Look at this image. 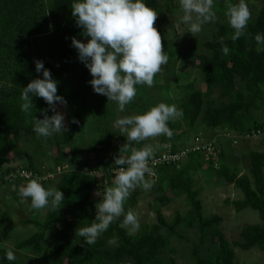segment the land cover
<instances>
[{
    "label": "trees",
    "instance_id": "obj_1",
    "mask_svg": "<svg viewBox=\"0 0 264 264\" xmlns=\"http://www.w3.org/2000/svg\"><path fill=\"white\" fill-rule=\"evenodd\" d=\"M248 1L245 0L246 3ZM255 1L257 8L251 11L247 35L234 42L231 39L234 29L225 16V0H214L217 16L214 31L200 43L201 51L194 55L202 88L195 87L191 82L179 87L173 104L182 109L183 116L169 122L173 135L171 138L159 137V147H156L150 162L159 159L161 153L178 158L160 161L154 167L149 165L154 175H146L154 181L158 193L152 209L155 223L151 226L140 224L136 233L129 235L119 226L121 217L95 244L89 246L83 237L69 235L78 227L90 226L95 219L97 201L92 199L95 180L90 172L118 169L114 156L119 153L112 149L111 139L119 142L121 134L114 136L108 126L110 105L116 103L93 91L88 83L92 79L90 72L78 59L77 50L71 46L72 37L84 43L88 39L81 34L82 29L76 26L71 15L74 0H0V182L12 188L13 199L23 211H28L29 205L21 202L17 190L30 179H38L46 189L55 188L64 195L61 208L57 211L43 209L40 220L35 219L36 214L29 212L31 218H25L21 223L32 224L36 231L16 242L13 245L15 250L25 249L39 254L43 251L45 235L54 231L55 242L47 252V264H173L174 259L170 256L175 249L171 241H184L178 230L182 226L183 229L196 231V243L189 244L191 264H234L235 249L248 251L256 248L264 252V152L247 151L246 173L240 175L234 168L236 159L233 157L234 167L230 169L231 159L226 154L229 151L233 156L232 144L240 146L242 141L244 144L255 141V146L261 147L259 140L264 135V120L257 116V112L264 114V52L257 53L254 40L256 33L264 34V0ZM144 3L158 13L154 26L162 36L164 52L169 57L160 72L165 74L175 68L181 55L179 44L169 41L159 25L160 13L170 14L174 2L144 0ZM249 7L253 8L252 5ZM225 46L230 49L228 55L221 51ZM35 60L43 61L44 67L58 82L57 95L70 94L77 99L71 106L72 118L65 123L68 128L65 133L44 138L33 131L32 117L42 119L41 110L49 107L42 98L32 97L35 109L31 110V116L20 110L21 90L31 80L43 78L42 72L35 71ZM186 76L180 72L178 78ZM160 102L152 103L149 99L144 101L138 97L135 102L126 105L125 110L142 114ZM47 114L51 116L53 113L48 110ZM86 115H90L98 138L84 143L83 147L72 146L77 123H71L70 119H81ZM207 128L214 131L208 134L204 131ZM190 134L193 135L189 138L188 147H185V140ZM144 144L146 141L133 147L139 148ZM24 145L28 148L25 149ZM43 148L50 165L54 167L52 173L56 167H63L66 161L71 168L56 174L59 175L56 183L49 187L46 185L49 178H45L50 174L48 169H44L41 163L35 168L31 154L42 155L40 151ZM51 150H54L53 155ZM10 153L22 155L25 160L24 166L15 169L13 178L8 176L14 169L6 166ZM90 153L95 165L87 166L86 155ZM84 169L89 172H84ZM199 170H205L238 190L241 199L230 202L234 212L246 208L256 211L259 223L241 226L237 239L227 241L219 229L221 218L217 215L204 217L202 214L200 189L196 187L195 180ZM19 172L30 174V177H20ZM43 176L45 179L41 180ZM163 183L169 194L182 196L187 205L184 214L175 212L171 220H165L159 210V206L170 201L169 196L163 194ZM136 195L134 190L125 211L132 209ZM0 219L7 221L6 213H1ZM114 236L118 237V243L109 245L108 240ZM207 242L209 244L205 247ZM203 250L205 255L201 254ZM5 253L6 249L0 247V264H17L16 261H8Z\"/></svg>",
    "mask_w": 264,
    "mask_h": 264
},
{
    "label": "clouds",
    "instance_id": "obj_2",
    "mask_svg": "<svg viewBox=\"0 0 264 264\" xmlns=\"http://www.w3.org/2000/svg\"><path fill=\"white\" fill-rule=\"evenodd\" d=\"M183 15L181 22L188 26L194 37L201 32L202 26L214 22L217 18L214 11V0H178ZM225 16L228 24L234 29L231 39L235 42L247 35L246 29L251 19V11L245 0L232 3L225 0ZM71 15L76 26L82 29L87 42L71 38V46L78 52V59L89 70L92 79L88 82L96 94L108 98L124 112L126 105L137 96V86L154 85L155 76L161 72L168 62L164 52L162 36L154 26L158 13L147 6L144 0H74L71 4ZM257 53L264 52V34L254 36ZM222 53L228 55L230 49L225 46ZM35 71L43 74V78L31 80L21 90L20 110L31 116L34 104L32 97L42 98L49 106L42 109V119L35 116L33 131L39 137H50L53 134L65 133V114L57 110V105L67 107L64 97L57 95L58 82L51 71L44 67L41 60H35ZM48 110L53 113L49 116ZM183 111L175 104L160 102L142 114L125 115L114 121L126 142L120 146L119 154L114 156V164L118 166L112 185L104 191L103 198L95 205L96 215L90 226L78 227L76 236L83 237L87 245H93L105 233L109 226L123 217L120 228L134 234L140 227L137 214L128 209L125 203L136 188L148 191L154 181L146 179L154 175L149 162L154 158L157 146L141 142L154 140L161 136L171 138L172 129L169 122L182 118ZM71 123H78L73 118ZM120 153H130L122 156ZM21 202L30 201V209L40 211L49 209L57 211L64 201L63 192L55 188L46 189L38 180L30 179L19 188ZM118 237H112L108 244L115 246ZM8 261H15L17 256L9 249L5 253Z\"/></svg>",
    "mask_w": 264,
    "mask_h": 264
},
{
    "label": "rangeland",
    "instance_id": "obj_3",
    "mask_svg": "<svg viewBox=\"0 0 264 264\" xmlns=\"http://www.w3.org/2000/svg\"><path fill=\"white\" fill-rule=\"evenodd\" d=\"M173 2V5H171L170 7V14L160 13L159 18L161 20L159 22V25L165 32L166 38L169 41L179 44V48L181 51L180 59L178 60L175 68L172 71L168 70L165 74L158 73L155 76L153 87L149 88L147 86H143L142 88L141 86L140 88H137V96L133 102H135L137 98L140 97L144 101L146 99H149L152 103L164 101V103L172 105L174 98H177V94H179V87L183 86L184 84L191 82L195 85V87L202 88V83L196 71L197 62L194 55L201 51L200 43L211 36L215 28V21L204 24L202 26L201 32L194 37L191 33L187 32L188 26L181 22L180 18L183 13L180 10L178 0H173ZM247 3L248 7L250 5L253 6V8L249 7L250 11H253L257 8V3L255 0H249ZM180 72L183 73V75L187 74L186 78L179 79L178 75L180 74ZM62 97H64V99L67 101V107L57 105V110L65 114L66 123L69 118H72L70 117L71 113L73 112V108L71 109V106L76 103L77 99L71 97L70 94H63ZM109 113L110 119L108 120V126L110 127V130L112 131V134L114 136L116 135V133H120L119 128L114 126V121L117 118L125 115L136 114L127 110H125L124 112H119L117 104L113 103L110 105ZM257 116L259 119L264 120V114L262 112H257ZM76 120L78 121L77 131L70 145L83 147L84 143L97 140L98 133L95 130L96 127H93L90 115H86L83 118ZM204 131H207L208 134H211L214 130L207 128ZM191 135L193 134L187 135V138L185 140V147H188L189 138L191 137ZM119 136V142L111 139L112 149L115 153H119L120 146L126 142V137H124L122 134ZM158 139L159 137L154 140H148L146 141V143L157 146ZM259 141L262 143L261 147L255 146V141H247L245 142V144L242 141L240 142V146H237L238 144H232L231 151L232 154H234L233 156H230L231 152L227 151V158L231 159L230 162L228 161L230 164L229 168L232 169L235 165L234 168L237 175L246 173L247 151L257 150L264 152V135L260 138ZM27 146L28 145H24L23 147L26 149L28 148ZM40 152L42 153V155L39 156H36L33 152L31 153L33 155L32 158L34 159V167L38 168L39 163H41L44 169H48V172L50 174H48V176L46 177L49 178L46 182V185L48 187L53 186L56 183V179L59 175H56V170H54V173L51 172L54 167L50 165V160L44 153V148L41 149ZM50 152L51 155L54 154V150H51ZM65 152H67V148H65ZM120 154L122 156H127L125 153ZM233 157L234 159H236L234 165H232ZM7 158L9 160V163L6 166L14 169L11 175V177H13L15 174V169L19 168L20 166H24L22 164H25V160L22 155L15 156L11 153L7 155ZM66 163H68V161H66ZM66 163L65 165L63 164L62 171H59L57 174H61L62 172L71 169L70 166ZM85 163L87 166L95 165L94 158L91 153L86 155ZM83 171L89 172L85 169ZM116 172L117 171H98L97 173L90 172V176L95 180L92 190V199L97 201V203L103 198L105 189L112 185V181ZM96 174L103 175L98 178ZM196 175V187L200 189L199 199L202 203V214L204 217L217 215L221 218L219 229L221 230L227 241L231 242L237 239L238 232L241 226L259 223L256 211L246 208L238 213L234 212L230 202L241 199V194L238 190H235L231 185L223 183L218 177L211 176L209 173H206L205 170H199L198 174ZM146 179L149 178L147 177ZM161 186L162 188H164L163 194L169 196L170 199V201L164 206H159L160 214L163 216V218L165 220H171L175 212L184 214L187 211V205L185 204L183 197L173 196L169 194V192L165 189V183L161 184ZM135 190L137 191V195L135 197V203L132 206V210L137 214L139 224H146L147 226H151L155 223V216L152 210L156 205L154 202V197L158 195L155 186L153 184V187L148 191L142 190L141 188H136ZM11 191V187H7L0 182V214L6 213L7 216V221H1L0 219V247H4L6 251L11 249L17 256V259L15 260L17 264H35L36 262L47 264V252L55 242L56 234L54 231H52V233L50 234L45 235L42 241L43 251L39 254H35L32 251L25 249L17 251L13 247L16 242L24 240L36 231V228L32 224L24 225L21 223V221L28 217L31 218L30 213L36 214L35 219L40 220V216L43 213V210L35 211L31 210L30 207H28V211H23L22 207L13 199ZM17 191L19 192V190ZM23 204L30 205V201L29 203L24 202ZM127 205L128 200L126 201L124 207H126ZM125 230L129 235H134L136 233L135 232L134 234H130L127 229ZM178 230L184 237V241L172 239L171 246L175 249V252L173 255L169 256L174 259L173 264H191V261L189 260V244L196 243V231L194 229H183L182 226H179ZM70 236H76V230L71 232L69 237ZM208 244L209 243L207 242L204 246L206 247ZM234 253V264H264V252H260L256 248H251L248 251H240L235 249ZM201 254L205 255V250H203ZM169 256L166 255L165 257Z\"/></svg>",
    "mask_w": 264,
    "mask_h": 264
},
{
    "label": "built area",
    "instance_id": "obj_4",
    "mask_svg": "<svg viewBox=\"0 0 264 264\" xmlns=\"http://www.w3.org/2000/svg\"><path fill=\"white\" fill-rule=\"evenodd\" d=\"M168 153V152H167ZM182 155V154H181ZM176 158H178V156H176V155H170V156H168V155H166L165 153H161V155H160V157H159V159L157 158V159H155V160H153L152 162H150L149 163V165L151 166V167H154V166H156L157 164H158V162H160V161H165V160H174V159H176ZM62 168L63 167H56L55 168V170H56V172L58 173L59 171H62ZM113 171H118V169H115V170H113ZM113 171H108V172H113ZM56 173V174H57ZM95 173H97V172H95ZM113 174V173H112ZM11 175L12 174H9V176L8 177H11ZM15 175V174H14ZM97 175V177L98 178H100L103 174H96ZM19 176L20 177H24V178H28V177H30V174H26V173H24V172H19ZM48 175H46V177H47ZM14 177V176H13ZM13 177H11V178H13ZM45 177V178H46ZM152 177H153V175H152ZM44 178V176H43V178H41V180H44L45 179ZM38 180V179H37Z\"/></svg>",
    "mask_w": 264,
    "mask_h": 264
}]
</instances>
